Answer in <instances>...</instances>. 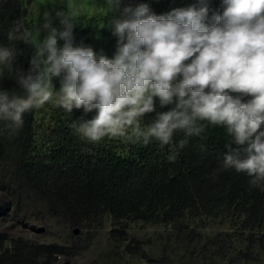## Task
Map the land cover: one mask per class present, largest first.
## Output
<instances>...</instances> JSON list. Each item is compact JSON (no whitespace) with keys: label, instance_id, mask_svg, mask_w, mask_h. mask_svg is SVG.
I'll return each instance as SVG.
<instances>
[{"label":"trees","instance_id":"1","mask_svg":"<svg viewBox=\"0 0 264 264\" xmlns=\"http://www.w3.org/2000/svg\"><path fill=\"white\" fill-rule=\"evenodd\" d=\"M134 2L122 0L121 7ZM147 2L160 13L191 0ZM29 3H0V43H8L7 30L13 22L23 26V39L14 42L13 68L0 77V88L18 94L23 89L15 74L28 71L35 45L46 34L41 29L44 18L31 15ZM218 4L219 0H211L213 8ZM44 10L51 13L49 4ZM71 14L74 43L83 42L112 56L117 38L110 18L101 24L89 19V14L73 10ZM118 14L116 10L112 16ZM52 16L53 24L61 27ZM38 25L43 32L36 29ZM94 113H84L82 108L67 112L53 95L25 113L21 128L10 129L8 122L0 121V162L16 155L21 190L32 192L51 216L67 221L71 229H91L92 220L108 222V240L116 250H123L116 259L124 264L134 258L154 264L170 261L165 252L166 257L149 258L136 228L154 231L156 244L180 247L182 264H264V188L250 184L245 173L222 166V153L231 139L222 127L207 125L199 136L187 137L183 147L177 144L185 139L182 130L163 146L154 139L142 143L120 136L92 143L77 134L72 123ZM153 115L146 114L145 120ZM170 153L175 154L174 160L167 159ZM59 256L71 257L69 249L0 233V264H56Z\"/></svg>","mask_w":264,"mask_h":264},{"label":"clouds","instance_id":"2","mask_svg":"<svg viewBox=\"0 0 264 264\" xmlns=\"http://www.w3.org/2000/svg\"><path fill=\"white\" fill-rule=\"evenodd\" d=\"M109 4L119 12L108 22L117 38L112 56L74 43L71 13L55 10L61 27L44 13L46 34L30 68L15 74L23 94L0 88V121L21 128L25 113L55 95L67 112L95 110L72 123L92 143L120 136L163 146L182 130L183 147L207 125L220 126L231 137L222 166L264 188V0H219L215 8L211 0H191L160 13L147 0ZM22 27L13 22L8 43H0V77L13 68Z\"/></svg>","mask_w":264,"mask_h":264},{"label":"rangeland","instance_id":"3","mask_svg":"<svg viewBox=\"0 0 264 264\" xmlns=\"http://www.w3.org/2000/svg\"><path fill=\"white\" fill-rule=\"evenodd\" d=\"M5 1L7 0H0V3ZM91 1L90 8H87L89 0H30L28 12L36 17L42 16L43 19L46 12L44 9L49 4L52 14H55L57 9L69 13L73 10L78 15L89 14V19H96L101 24L106 18H111L115 14L109 0ZM71 16L74 19L73 14ZM57 22L59 24L58 18ZM36 29H40V25ZM16 159V155L12 154L5 161L0 162V233L8 234L11 239H24L38 244H56L69 249L70 256L74 253L69 258L59 256L56 264H124L116 259L121 257L118 254L123 250H116L108 240V222L105 224L99 220H92L91 229L85 227L71 229L67 221L51 216L32 192L18 187ZM135 231H138L144 240L149 258L157 260L171 255L168 264L173 261L172 264H182L179 257H183V251L180 247L176 245L172 248L166 243L156 244L154 231L139 228ZM163 252L166 256H163ZM149 260L134 258L131 264H154ZM125 264L130 263L125 262Z\"/></svg>","mask_w":264,"mask_h":264}]
</instances>
